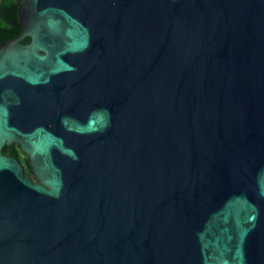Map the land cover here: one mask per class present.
Instances as JSON below:
<instances>
[{
    "label": "water",
    "instance_id": "1",
    "mask_svg": "<svg viewBox=\"0 0 264 264\" xmlns=\"http://www.w3.org/2000/svg\"><path fill=\"white\" fill-rule=\"evenodd\" d=\"M17 17L0 264H264V0H19Z\"/></svg>",
    "mask_w": 264,
    "mask_h": 264
},
{
    "label": "trees",
    "instance_id": "2",
    "mask_svg": "<svg viewBox=\"0 0 264 264\" xmlns=\"http://www.w3.org/2000/svg\"><path fill=\"white\" fill-rule=\"evenodd\" d=\"M0 4V43L17 38L20 34V25L17 17V3L19 0H2ZM28 38H25L22 43H27ZM19 147L16 145L4 146L2 154L12 156L19 160ZM27 173L32 174L30 167L27 164ZM35 180V179H34Z\"/></svg>",
    "mask_w": 264,
    "mask_h": 264
},
{
    "label": "flooded vegetation",
    "instance_id": "3",
    "mask_svg": "<svg viewBox=\"0 0 264 264\" xmlns=\"http://www.w3.org/2000/svg\"><path fill=\"white\" fill-rule=\"evenodd\" d=\"M19 161V160H18ZM20 162V161H19ZM21 164V163H20ZM22 167H23V172H24V175H26V176H28V177H30L33 181H35L34 179V177H33V174H28L27 173V166H26V164H24V165H21Z\"/></svg>",
    "mask_w": 264,
    "mask_h": 264
},
{
    "label": "rangeland",
    "instance_id": "4",
    "mask_svg": "<svg viewBox=\"0 0 264 264\" xmlns=\"http://www.w3.org/2000/svg\"><path fill=\"white\" fill-rule=\"evenodd\" d=\"M2 2H3V1L0 0V4H1ZM18 150H19V149H18ZM19 152H20V150H19ZM25 160H26V157L20 152V154H19V161H20L21 165H24V164H25Z\"/></svg>",
    "mask_w": 264,
    "mask_h": 264
}]
</instances>
